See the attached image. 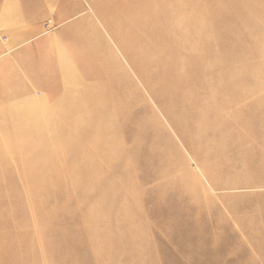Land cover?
Listing matches in <instances>:
<instances>
[{"label": "rangeland", "instance_id": "rangeland-1", "mask_svg": "<svg viewBox=\"0 0 264 264\" xmlns=\"http://www.w3.org/2000/svg\"><path fill=\"white\" fill-rule=\"evenodd\" d=\"M43 10L0 53V264H264V0H0V46Z\"/></svg>", "mask_w": 264, "mask_h": 264}, {"label": "crops", "instance_id": "crops-1", "mask_svg": "<svg viewBox=\"0 0 264 264\" xmlns=\"http://www.w3.org/2000/svg\"><path fill=\"white\" fill-rule=\"evenodd\" d=\"M46 17L44 10L36 15L30 17V21H28L31 26L27 28L22 34L14 33L12 35V41L10 45L5 42L4 45L0 46V53H2V62L5 63L6 67L3 68V74L10 73L11 75L15 74V81H19L20 74H23V67L19 66L20 64L27 61L28 58L32 60V62L36 63L39 57V54L36 49L39 46L46 45L49 41V37L44 36V33H41V21ZM25 15L17 16L16 19L19 21L24 20ZM46 21V19H45ZM40 40V41H38ZM14 47V49H13ZM11 48L14 50V54L11 56ZM47 49V47H46ZM35 59V60H34ZM7 64H9V68H7ZM19 89H17V92ZM19 96V94H17Z\"/></svg>", "mask_w": 264, "mask_h": 264}, {"label": "built area", "instance_id": "built-area-1", "mask_svg": "<svg viewBox=\"0 0 264 264\" xmlns=\"http://www.w3.org/2000/svg\"><path fill=\"white\" fill-rule=\"evenodd\" d=\"M50 24H51V22L46 24V27H47L48 29L51 28Z\"/></svg>", "mask_w": 264, "mask_h": 264}]
</instances>
